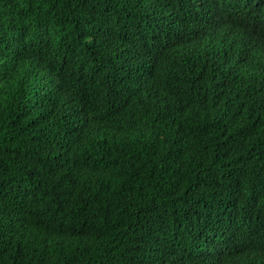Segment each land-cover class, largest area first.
Here are the masks:
<instances>
[{
    "label": "trees",
    "instance_id": "trees-1",
    "mask_svg": "<svg viewBox=\"0 0 264 264\" xmlns=\"http://www.w3.org/2000/svg\"><path fill=\"white\" fill-rule=\"evenodd\" d=\"M0 264H264V0H0Z\"/></svg>",
    "mask_w": 264,
    "mask_h": 264
}]
</instances>
